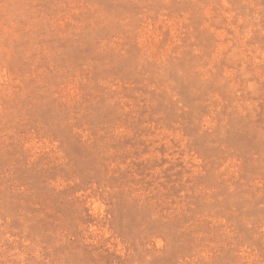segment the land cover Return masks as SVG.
<instances>
[{"label":"rangeland","instance_id":"rangeland-1","mask_svg":"<svg viewBox=\"0 0 264 264\" xmlns=\"http://www.w3.org/2000/svg\"><path fill=\"white\" fill-rule=\"evenodd\" d=\"M0 264H264V0H0Z\"/></svg>","mask_w":264,"mask_h":264}]
</instances>
